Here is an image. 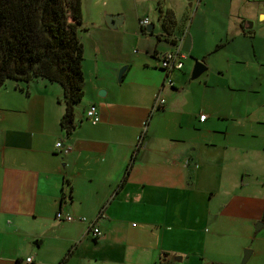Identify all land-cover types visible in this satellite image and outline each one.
Returning a JSON list of instances; mask_svg holds the SVG:
<instances>
[{"label": "crops", "instance_id": "obj_1", "mask_svg": "<svg viewBox=\"0 0 264 264\" xmlns=\"http://www.w3.org/2000/svg\"><path fill=\"white\" fill-rule=\"evenodd\" d=\"M252 3L153 0V19L137 11L132 28L118 3L83 15L82 95L68 133L58 84L0 85V264H239L244 249L242 264H264V102L249 97L264 53L245 21L262 16ZM106 15L118 22L107 27ZM181 33V68L160 86L155 56ZM129 44L139 49L127 55ZM194 60L204 69L190 80ZM155 93L163 104L149 112ZM88 104L94 124L82 115Z\"/></svg>", "mask_w": 264, "mask_h": 264}, {"label": "trees", "instance_id": "obj_2", "mask_svg": "<svg viewBox=\"0 0 264 264\" xmlns=\"http://www.w3.org/2000/svg\"><path fill=\"white\" fill-rule=\"evenodd\" d=\"M159 21L163 27L170 23L166 12ZM79 22V0H0V85L30 79L58 84L62 105L58 127L64 133L73 126V105L82 95Z\"/></svg>", "mask_w": 264, "mask_h": 264}, {"label": "rangeland", "instance_id": "obj_3", "mask_svg": "<svg viewBox=\"0 0 264 264\" xmlns=\"http://www.w3.org/2000/svg\"><path fill=\"white\" fill-rule=\"evenodd\" d=\"M80 1V22L77 27V35L83 44V15L86 17L87 14H91L95 11H101L104 9H110L112 6H115L114 3H118L116 5L117 9H119V12L121 14V17L123 19V26L125 27H131L132 28V19L134 17V14L137 11H149L147 15L149 18L153 19L154 14V4H152L153 0H79ZM192 1V0H190ZM186 3V1H184ZM253 5H256L259 8V11L261 12L262 16H256L255 18L247 19L246 24H250L249 31H252V34L254 33V37L252 36L250 39H252V44L254 47L258 46L261 48V50L264 53V0H253ZM153 5V7H152ZM104 17V16H103ZM120 29L118 27H115L114 29L110 30L109 32H113L115 34L118 33ZM250 34V33H249ZM139 47L137 45H128L127 49L125 50V53L127 55H131L135 53ZM81 61L83 63V58L81 56ZM262 72L261 76L254 75L255 79L258 80V84H254L255 87H257V90L255 93H250L249 97L250 99L254 101H263L264 102V65L261 67ZM244 75L246 81L250 82V76L251 71L249 69L242 72ZM248 250V249H247Z\"/></svg>", "mask_w": 264, "mask_h": 264}, {"label": "built area", "instance_id": "obj_4", "mask_svg": "<svg viewBox=\"0 0 264 264\" xmlns=\"http://www.w3.org/2000/svg\"><path fill=\"white\" fill-rule=\"evenodd\" d=\"M136 24L138 29L144 30L145 26L147 25V19L145 17H140L136 20ZM183 33V32H182ZM182 33L180 36L173 39L171 43V49L165 52H162L160 54H157L156 57V67L159 68L163 72V78L161 81V85L163 84L166 86H171V81L166 76L167 73L173 71V70H179L182 65V59L185 57L183 53H181L178 49L180 38L182 37ZM163 104L162 98L158 94H154L152 96L150 105H149V112L154 111L158 108H160ZM82 115L84 119L89 124H94L97 122V113L95 111L93 104H88L85 109L82 112ZM203 118L202 114L197 115V120L201 121ZM144 124V121L142 122ZM140 134L136 137V144L139 142ZM53 148L56 152L60 154H65L67 151H69L70 146L68 144H62L59 141L53 142ZM53 218L58 220H64V221H71L73 220L72 216L69 214H60L58 211H56L53 214ZM75 220L79 222H83L88 228L89 232L92 238H96L99 235V231L93 226L92 222L86 221L83 217L78 216L75 218ZM25 262L29 261V258H25Z\"/></svg>", "mask_w": 264, "mask_h": 264}, {"label": "water", "instance_id": "obj_5", "mask_svg": "<svg viewBox=\"0 0 264 264\" xmlns=\"http://www.w3.org/2000/svg\"><path fill=\"white\" fill-rule=\"evenodd\" d=\"M117 19H118V16H112V15H106L103 17V21L107 27H112L114 24H116L118 22ZM144 31L149 32L150 31V25H146L144 28ZM123 69H124V66H120L117 69L116 74H115V81L116 82H118ZM203 69H204L203 65L199 61L194 60L192 62V65H191V68H190V71L188 74V78L190 80L196 78L203 71ZM99 93L101 94V91L97 92V95H99ZM259 225L260 224L258 222H256L253 226V229L255 230ZM247 255H248V250H246V249L242 250L241 257L239 260V264H242L246 260Z\"/></svg>", "mask_w": 264, "mask_h": 264}]
</instances>
